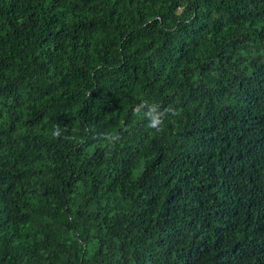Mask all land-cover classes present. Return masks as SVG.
<instances>
[{"label": "trees", "instance_id": "obj_1", "mask_svg": "<svg viewBox=\"0 0 264 264\" xmlns=\"http://www.w3.org/2000/svg\"><path fill=\"white\" fill-rule=\"evenodd\" d=\"M0 264H264V0H0Z\"/></svg>", "mask_w": 264, "mask_h": 264}, {"label": "clouds", "instance_id": "obj_2", "mask_svg": "<svg viewBox=\"0 0 264 264\" xmlns=\"http://www.w3.org/2000/svg\"><path fill=\"white\" fill-rule=\"evenodd\" d=\"M133 113L134 115L145 119L147 121V127L157 133L163 130L164 120L168 116L176 114L172 106L161 108L160 105L151 103L147 100H142L139 104L135 105ZM65 132H67L66 127L61 128L59 124H56L53 126L51 135L56 139H74L73 137L64 135ZM101 139L106 147H114L122 137L119 133L106 132L102 134ZM81 142H83V140H81Z\"/></svg>", "mask_w": 264, "mask_h": 264}]
</instances>
